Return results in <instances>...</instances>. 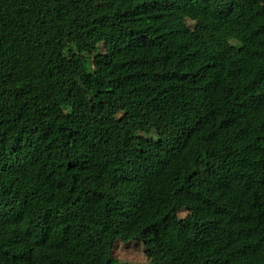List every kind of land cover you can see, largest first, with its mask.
I'll return each instance as SVG.
<instances>
[{
  "label": "trees",
  "instance_id": "1",
  "mask_svg": "<svg viewBox=\"0 0 264 264\" xmlns=\"http://www.w3.org/2000/svg\"><path fill=\"white\" fill-rule=\"evenodd\" d=\"M152 235L264 264V0H0V264Z\"/></svg>",
  "mask_w": 264,
  "mask_h": 264
},
{
  "label": "rangeland",
  "instance_id": "2",
  "mask_svg": "<svg viewBox=\"0 0 264 264\" xmlns=\"http://www.w3.org/2000/svg\"><path fill=\"white\" fill-rule=\"evenodd\" d=\"M142 96V91H136L133 93L134 98H141ZM99 109L104 115L112 117L119 126L122 127V125L126 123L130 128L133 126L131 121L127 120L125 115L116 107L105 108L104 106H100ZM131 201L132 200L129 202ZM114 256L119 261L127 262L129 264H147L150 263L153 258H157L160 264H176L175 247L160 240V238L155 235H152L146 242L133 243L128 246L116 244L114 247Z\"/></svg>",
  "mask_w": 264,
  "mask_h": 264
},
{
  "label": "clouds",
  "instance_id": "3",
  "mask_svg": "<svg viewBox=\"0 0 264 264\" xmlns=\"http://www.w3.org/2000/svg\"><path fill=\"white\" fill-rule=\"evenodd\" d=\"M128 199V202L126 203V205L127 206H130L131 204H133V203H131L132 201H133V197L132 198H127ZM130 200H132L131 202H129ZM135 202V201H134ZM133 243H139V242H133ZM133 243H127V244H124V243H117V244H122V245H124V246H128V245H131V244H133Z\"/></svg>",
  "mask_w": 264,
  "mask_h": 264
}]
</instances>
